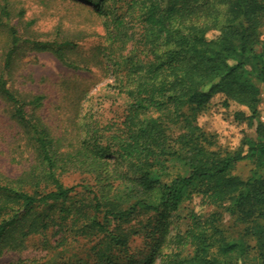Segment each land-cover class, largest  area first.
Wrapping results in <instances>:
<instances>
[{
	"label": "trees",
	"instance_id": "16d2710c",
	"mask_svg": "<svg viewBox=\"0 0 264 264\" xmlns=\"http://www.w3.org/2000/svg\"><path fill=\"white\" fill-rule=\"evenodd\" d=\"M65 1L79 9L75 23L93 32L63 19L38 32L21 1L0 0V99L26 149L16 150L26 164L18 175L0 168V259L24 251L33 236L47 241L70 229L92 243L91 264H245L252 251L264 264V120L253 78L264 80V0ZM89 35L103 42L84 54L77 40ZM33 51H51L76 70L103 69L111 90L125 97L123 119L90 114L55 132L41 113L45 95L9 84ZM217 96L236 105L238 122L255 127L234 150L211 149L215 142L198 124ZM170 156L188 173L162 182L171 172L156 161ZM243 160L253 164L247 177L233 172ZM75 172L85 178L66 185L62 176ZM196 193L247 223L255 244L230 238L216 219L196 212L182 229L177 210ZM138 238L147 248L141 259L133 251Z\"/></svg>",
	"mask_w": 264,
	"mask_h": 264
},
{
	"label": "rangeland",
	"instance_id": "374dc122",
	"mask_svg": "<svg viewBox=\"0 0 264 264\" xmlns=\"http://www.w3.org/2000/svg\"><path fill=\"white\" fill-rule=\"evenodd\" d=\"M19 1L27 8V18H35L34 26L39 30L38 32L49 31L60 19H63L66 25L68 23L73 24L72 28L85 26L87 30L93 32V29L89 27L90 24L82 21H79V24L75 23L80 19L77 17L79 9L70 5L66 6L65 0ZM97 30L102 33L100 26L97 27ZM217 34L218 32L213 30L209 36L214 37ZM52 38L54 37H46V39ZM77 41L80 52L91 54L94 48L103 42V37L89 35ZM2 52L3 37L0 36V65ZM97 68L93 67L89 71L76 70L63 63L51 51H33L18 61L9 84L12 88L23 93L44 94L45 101L41 113L50 124L49 126L59 134L65 128L72 127L74 120H83L90 114H93L101 122H107L111 119L120 122L126 107L125 97L111 90L108 84L112 79L106 76L103 69ZM253 78L261 90L259 110L261 119L264 120V80L255 76ZM85 91H88V94L86 98H83ZM4 105L0 99V168L9 176L15 177L26 166V164H18L20 154L16 153V150L26 149L23 146L24 140L21 141L18 129L9 118ZM236 108V105L224 106L223 98L217 96L213 105L199 115V126L202 127L209 140L215 142V146H211V149L234 150L246 134L255 135V127H251L245 122H238L235 118L234 111ZM180 131L179 128L173 129L175 134ZM14 156L16 159L12 161L11 157ZM156 163L166 166L171 172L170 176L162 178V182H168L174 173H188L185 162L176 156L159 158ZM252 166L250 160H243L236 164L233 172L242 177H247ZM83 178H85L84 174L75 172L65 174L61 179L66 185L72 186L81 183ZM78 197L81 198L82 195L80 194ZM193 212L203 218L216 219L219 228L230 238H244L253 245L256 242L251 234L246 233L248 224L242 222L237 215L230 213L226 205L210 204L197 193L192 198L186 197L177 210L182 229L187 228ZM62 236L67 237V240L63 241ZM46 239L47 241L39 235L31 237L28 241V247L24 251L5 253L0 259V264H7L16 261L18 258L31 260L35 264L75 262L79 258H83L86 261V263L84 261L85 264L93 262V255L88 249L92 245L90 240L76 237L74 233L70 232V229L59 235L50 233ZM145 248L142 238H138L133 244L134 252L142 251V254L138 255L139 259L147 256V248ZM189 251L190 249L186 248L184 253L187 254ZM245 264H257V257L253 251L246 257Z\"/></svg>",
	"mask_w": 264,
	"mask_h": 264
}]
</instances>
